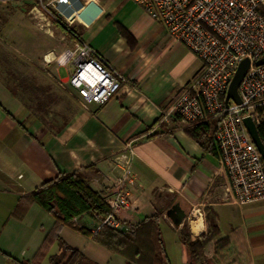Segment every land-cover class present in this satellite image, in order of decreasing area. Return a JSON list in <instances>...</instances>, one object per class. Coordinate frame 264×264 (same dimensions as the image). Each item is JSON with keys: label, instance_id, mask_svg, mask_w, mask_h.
Here are the masks:
<instances>
[{"label": "crops", "instance_id": "crops-1", "mask_svg": "<svg viewBox=\"0 0 264 264\" xmlns=\"http://www.w3.org/2000/svg\"><path fill=\"white\" fill-rule=\"evenodd\" d=\"M11 1L15 3L9 5ZM72 1L80 12L72 15L73 10L61 7L70 16V28L127 78L132 89L121 90L105 105L85 106L69 84L72 74L61 76L70 64L52 65L64 48L54 33L42 30L49 20L34 16L39 2L0 0V46L9 36L21 39L32 50L28 55L47 62L30 66V76L16 70L14 80L0 77V250L16 264L32 260L55 221L36 204L22 220L13 214L21 197L60 172H78L92 189L111 196L123 173L119 158L129 144L136 182L129 208L118 214L122 223L134 225L162 213L160 227L171 264H189L181 230L188 228L195 241L208 233L209 224L217 225L219 239L228 237L230 244L217 261L211 242L198 264H264V207L228 199V178L218 156L191 139L177 117L165 121L163 116L199 74V58L132 0ZM53 26L62 31L60 40H69L65 48L75 46L62 25ZM174 207L185 213L178 226L169 214ZM80 222L90 230L95 226L89 216ZM80 236L84 249L68 244L91 261L128 264ZM5 257L0 253V264H6Z\"/></svg>", "mask_w": 264, "mask_h": 264}, {"label": "built area", "instance_id": "built-area-1", "mask_svg": "<svg viewBox=\"0 0 264 264\" xmlns=\"http://www.w3.org/2000/svg\"><path fill=\"white\" fill-rule=\"evenodd\" d=\"M35 17L53 21L70 29V16L61 7L73 8L72 0H37ZM163 25L169 34L201 61L199 74L164 113L165 121L177 117L184 127L220 115L216 140L218 160L228 185L226 197L239 205L264 202V164L244 120L252 118L256 127L264 120V0H132ZM40 12L41 14H39ZM51 20V21H50ZM74 50H66L59 64H72L69 84L87 106L105 105L121 90L132 89L131 82L110 66L79 35H74ZM250 62L239 87L240 104L225 100L240 63ZM119 161L122 176L114 193L107 198L112 213L99 218L92 229L122 230L118 214L130 205V188L136 177L131 171L132 148L126 146Z\"/></svg>", "mask_w": 264, "mask_h": 264}, {"label": "trees", "instance_id": "trees-1", "mask_svg": "<svg viewBox=\"0 0 264 264\" xmlns=\"http://www.w3.org/2000/svg\"><path fill=\"white\" fill-rule=\"evenodd\" d=\"M62 27L73 37L77 34L73 28L67 30L66 27ZM121 32L129 41L132 40L125 29H121ZM220 120V115L210 116L207 120L184 127V130L204 151L218 156L216 134ZM257 129L264 144V120ZM34 204L49 214L55 223L32 260L19 264L40 263L55 241L58 243L60 254L50 257L52 264H97L80 249L70 246L60 237L59 232L64 227L89 237L108 252L122 257L128 264H171L160 227L162 217L160 212L143 219L138 224L122 223L127 228L125 232L106 226L99 232L93 233L81 223L83 217L89 216L96 225L99 218L109 216L112 210L104 193L92 189L78 172H60L55 179L44 182L31 193L21 197L13 217L22 220ZM219 235L218 226L209 224L208 233L192 241L188 228L184 227L181 230V239L190 256L189 264H198L204 249L213 241L216 260L223 258L222 255L227 252L230 239L228 237L219 239ZM0 253L15 261L12 256L1 250Z\"/></svg>", "mask_w": 264, "mask_h": 264}, {"label": "rangeland", "instance_id": "rangeland-1", "mask_svg": "<svg viewBox=\"0 0 264 264\" xmlns=\"http://www.w3.org/2000/svg\"><path fill=\"white\" fill-rule=\"evenodd\" d=\"M11 3H15L14 1L12 2H8L9 5H11ZM26 8V6H25ZM28 17H32L31 13L28 14ZM30 21V19H29ZM51 21V20H50ZM54 22H52V24H50L49 27L46 28H42V30L46 33H54V37L56 36V40L58 42V44H61L63 46V50L61 52H59V54H57L56 59L53 61L52 65L59 67V58L62 56V54L68 49V50H74V45L73 44H67L68 47H64V43H68L69 40L67 38L60 40V37H63L62 35V31L60 29H58V27L53 26ZM58 24V23H56ZM41 30V32L43 33V31ZM45 35V33H43ZM47 36V34L45 35ZM26 41H21V39H13L9 36V38L5 39L1 46H0V77L3 79H7V76L10 77V79L12 78V80H14V78H16V70L21 71L26 75H31V67L36 64V66L39 64V62L41 64H47V62H45V59H39L36 57V55H28V53L30 54L32 52L31 48L24 43ZM71 43V41H70ZM40 44H42V42H40ZM40 47L43 48L42 45H40ZM44 60V61H43ZM9 69V70H13V73H5V70ZM66 70V71H64ZM74 67L72 64H70L68 67H66V69H62L61 71V76H67V75H71L73 73ZM23 74V75H24ZM22 75V74H21ZM20 75V76H21ZM53 79V78H52ZM249 207V206H248ZM252 207L255 208H261L264 207V203H259L256 205H253ZM61 238H63L67 243L78 247L80 249H84L85 247V241L83 239H80V233H76L75 231H60L59 232ZM95 244V243H93ZM96 246V245H95ZM58 252V243L55 241L54 244L52 245V247L50 248L48 254L46 255V257H44V259L38 263V264H52L50 262V257L55 255ZM5 261L6 264H16L15 262L11 261L9 258L5 257Z\"/></svg>", "mask_w": 264, "mask_h": 264}, {"label": "water", "instance_id": "water-1", "mask_svg": "<svg viewBox=\"0 0 264 264\" xmlns=\"http://www.w3.org/2000/svg\"><path fill=\"white\" fill-rule=\"evenodd\" d=\"M249 64L250 62L248 60H244L240 63V65L238 66L235 75L233 76L229 88H228V92H227V96H226V100H225V105L226 107H228V103L230 100H233L235 103L240 104V96H239V87L240 84L242 82V80L244 79L248 68H249ZM256 65H264V59L258 61L256 63ZM245 126L258 150V152L260 153L262 160L264 161V144L259 136L258 133V129L253 121L252 118H246L244 120ZM171 219L173 220L175 225H179L181 224L182 220L185 217V213L179 208V207H174L170 212H169ZM122 231H125L124 228H122Z\"/></svg>", "mask_w": 264, "mask_h": 264}, {"label": "bare ground", "instance_id": "bare-ground-1", "mask_svg": "<svg viewBox=\"0 0 264 264\" xmlns=\"http://www.w3.org/2000/svg\"><path fill=\"white\" fill-rule=\"evenodd\" d=\"M47 59L49 60V57H47Z\"/></svg>", "mask_w": 264, "mask_h": 264}]
</instances>
